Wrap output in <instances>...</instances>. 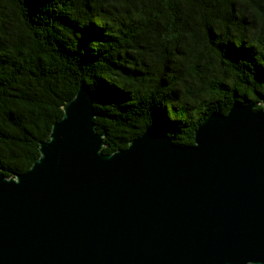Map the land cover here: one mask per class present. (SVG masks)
I'll use <instances>...</instances> for the list:
<instances>
[{"label":"water","instance_id":"water-1","mask_svg":"<svg viewBox=\"0 0 264 264\" xmlns=\"http://www.w3.org/2000/svg\"><path fill=\"white\" fill-rule=\"evenodd\" d=\"M176 145L154 128L110 154L81 85L23 173H0V264H264V99Z\"/></svg>","mask_w":264,"mask_h":264},{"label":"trees","instance_id":"trees-1","mask_svg":"<svg viewBox=\"0 0 264 264\" xmlns=\"http://www.w3.org/2000/svg\"><path fill=\"white\" fill-rule=\"evenodd\" d=\"M93 93L110 154L154 128L264 99V0H0V173L25 172L62 106Z\"/></svg>","mask_w":264,"mask_h":264}]
</instances>
